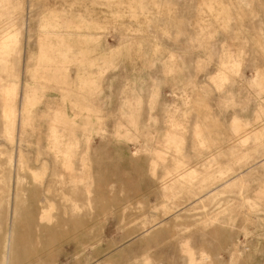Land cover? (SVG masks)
Returning a JSON list of instances; mask_svg holds the SVG:
<instances>
[{
  "label": "rangeland",
  "instance_id": "374dc122",
  "mask_svg": "<svg viewBox=\"0 0 264 264\" xmlns=\"http://www.w3.org/2000/svg\"><path fill=\"white\" fill-rule=\"evenodd\" d=\"M0 264H264V0H0Z\"/></svg>",
  "mask_w": 264,
  "mask_h": 264
}]
</instances>
